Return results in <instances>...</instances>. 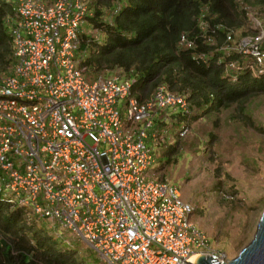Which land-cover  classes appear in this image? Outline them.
I'll return each mask as SVG.
<instances>
[{"label": "built area", "instance_id": "obj_1", "mask_svg": "<svg viewBox=\"0 0 264 264\" xmlns=\"http://www.w3.org/2000/svg\"><path fill=\"white\" fill-rule=\"evenodd\" d=\"M87 13L86 0H18L16 63L0 77V200L59 223L110 264L229 262L210 251L192 203L152 170L157 120L170 107L189 112L187 96L160 84L141 100L135 80L88 75L77 57ZM256 27L238 49L264 73Z\"/></svg>", "mask_w": 264, "mask_h": 264}, {"label": "trees", "instance_id": "obj_2", "mask_svg": "<svg viewBox=\"0 0 264 264\" xmlns=\"http://www.w3.org/2000/svg\"><path fill=\"white\" fill-rule=\"evenodd\" d=\"M86 3L87 31L82 27L77 57L88 75L135 80L133 92L141 100L160 84L187 96L189 112L170 107L159 116V145L161 139L171 145L185 138L192 120L264 94L262 66L236 43L238 30H252L258 19L250 8L264 12V0ZM17 5L18 0H0V77L10 76L16 63L11 27ZM248 28L246 36L253 34ZM184 36L192 48L181 45ZM47 220L0 200V264H85L49 232Z\"/></svg>", "mask_w": 264, "mask_h": 264}, {"label": "rangeland", "instance_id": "obj_3", "mask_svg": "<svg viewBox=\"0 0 264 264\" xmlns=\"http://www.w3.org/2000/svg\"><path fill=\"white\" fill-rule=\"evenodd\" d=\"M250 10L258 19L252 30H238V44L253 45L257 24L264 27V12ZM83 28L87 31L85 23ZM247 28L252 35H244ZM191 124L182 140L166 145L161 139V145L155 144L152 170L192 203L193 222L208 236L210 251L232 260L252 242L264 212V94ZM45 226L85 264H110L60 224L47 220Z\"/></svg>", "mask_w": 264, "mask_h": 264}, {"label": "water", "instance_id": "obj_4", "mask_svg": "<svg viewBox=\"0 0 264 264\" xmlns=\"http://www.w3.org/2000/svg\"><path fill=\"white\" fill-rule=\"evenodd\" d=\"M187 264H264V212L254 239L236 258L220 263L211 255L201 254L196 263L188 262Z\"/></svg>", "mask_w": 264, "mask_h": 264}, {"label": "crops", "instance_id": "obj_5", "mask_svg": "<svg viewBox=\"0 0 264 264\" xmlns=\"http://www.w3.org/2000/svg\"><path fill=\"white\" fill-rule=\"evenodd\" d=\"M159 125H160L159 120H157V126H159ZM150 141L152 142L151 145L149 144ZM155 144H158V141L156 139L150 137L148 140V145L153 149V151H154V146H156Z\"/></svg>", "mask_w": 264, "mask_h": 264}, {"label": "bare ground", "instance_id": "obj_6", "mask_svg": "<svg viewBox=\"0 0 264 264\" xmlns=\"http://www.w3.org/2000/svg\"><path fill=\"white\" fill-rule=\"evenodd\" d=\"M199 256L195 255L194 257H192L191 262L192 263H196L197 259ZM221 263V262H220Z\"/></svg>", "mask_w": 264, "mask_h": 264}]
</instances>
